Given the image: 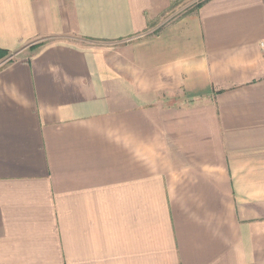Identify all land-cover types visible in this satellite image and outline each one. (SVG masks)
<instances>
[{
  "label": "crops",
  "instance_id": "0c3cea01",
  "mask_svg": "<svg viewBox=\"0 0 264 264\" xmlns=\"http://www.w3.org/2000/svg\"><path fill=\"white\" fill-rule=\"evenodd\" d=\"M172 3L0 0V264H264V0Z\"/></svg>",
  "mask_w": 264,
  "mask_h": 264
},
{
  "label": "rangeland",
  "instance_id": "374dc122",
  "mask_svg": "<svg viewBox=\"0 0 264 264\" xmlns=\"http://www.w3.org/2000/svg\"><path fill=\"white\" fill-rule=\"evenodd\" d=\"M204 0H173L172 6L166 13V18L163 21H169L184 13H189L197 9L200 3Z\"/></svg>",
  "mask_w": 264,
  "mask_h": 264
},
{
  "label": "trees",
  "instance_id": "16d2710c",
  "mask_svg": "<svg viewBox=\"0 0 264 264\" xmlns=\"http://www.w3.org/2000/svg\"><path fill=\"white\" fill-rule=\"evenodd\" d=\"M6 53H4L3 51H0V60L6 57ZM9 61H11V58L9 59Z\"/></svg>",
  "mask_w": 264,
  "mask_h": 264
},
{
  "label": "built area",
  "instance_id": "2783aa9c",
  "mask_svg": "<svg viewBox=\"0 0 264 264\" xmlns=\"http://www.w3.org/2000/svg\"><path fill=\"white\" fill-rule=\"evenodd\" d=\"M260 45H261L262 49L264 50V40H262V41L260 42ZM11 58H12V57H11Z\"/></svg>",
  "mask_w": 264,
  "mask_h": 264
}]
</instances>
